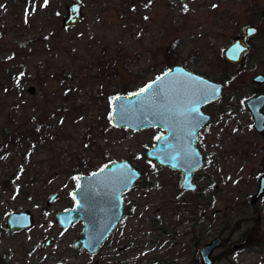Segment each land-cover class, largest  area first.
<instances>
[{"label": "rangeland", "instance_id": "obj_1", "mask_svg": "<svg viewBox=\"0 0 264 264\" xmlns=\"http://www.w3.org/2000/svg\"><path fill=\"white\" fill-rule=\"evenodd\" d=\"M74 2L82 5L81 19L63 28L64 7ZM243 25L256 29L249 53L242 65L225 64L221 51ZM172 65L222 85L219 99L203 108L210 120L197 137L205 159L193 173L194 193L180 191L178 173L143 159L159 129H116L109 122L114 95L139 91ZM255 75L264 77V0H0V263L200 264L192 239L199 247L232 234L234 243L256 217L264 239V194L249 204L264 172V134L253 131L242 105L256 92L264 95V83H251ZM36 127L49 139L25 156L28 143L17 137ZM120 159L143 173L125 195L133 209L122 222L129 239L122 246L112 234L92 256L67 250L81 225L60 231L54 215L73 207L75 176ZM53 192L58 197L47 206ZM23 210L33 228L5 230L6 215ZM161 229H178L182 248H171L169 235L167 250L158 247ZM49 236L52 249L41 252L38 244ZM126 245L133 250L115 256ZM261 247L225 253L219 246L211 261L264 264Z\"/></svg>", "mask_w": 264, "mask_h": 264}, {"label": "water", "instance_id": "obj_2", "mask_svg": "<svg viewBox=\"0 0 264 264\" xmlns=\"http://www.w3.org/2000/svg\"><path fill=\"white\" fill-rule=\"evenodd\" d=\"M176 1L183 5L193 0ZM81 9L80 3L66 5L61 27L69 28L77 24L81 19ZM255 34L256 29L251 25L240 27L239 35L234 36L221 51L222 61L228 65H242L250 50L247 40ZM251 83L261 86L264 77L255 75ZM149 85L152 87L148 88ZM145 88L147 91L141 95H136L141 89L127 95H114L109 102V122L116 129L138 131L157 128L165 131V134L158 135L159 140L155 137L154 143L143 150L142 157L160 168L179 172V189L194 193L196 185L192 182V173L202 166L201 154L196 146V133L209 119L201 109L219 99L222 85L192 73L181 65H172L142 89ZM25 91L29 95L34 92L32 87H27ZM242 105L251 118L253 131L264 133V115L261 112L264 96L253 95L245 99ZM193 109L196 111L193 112ZM101 169L88 176H76L72 191L73 208L54 215V224L60 231L80 223L81 230L73 239L72 247L83 250L89 256L96 253L120 219L121 194L141 177V171L127 160L111 162ZM263 194L264 173L256 180L255 192L249 204H254ZM57 197L56 192L51 193L45 204L52 205ZM33 225V218L27 210L9 213L4 222L5 229L9 231L31 229ZM52 240V237L44 239L41 247L48 246ZM245 244L246 240H241L232 246V250ZM220 245L221 240L217 237L200 245L197 249L199 263L212 264V252ZM225 245L228 246L229 242Z\"/></svg>", "mask_w": 264, "mask_h": 264}, {"label": "flooded vegetation", "instance_id": "obj_3", "mask_svg": "<svg viewBox=\"0 0 264 264\" xmlns=\"http://www.w3.org/2000/svg\"><path fill=\"white\" fill-rule=\"evenodd\" d=\"M256 94H260L259 92H256L254 95H256ZM263 95V94H262ZM253 96V95H252ZM251 96V97H252ZM264 96V95H263ZM209 105V104H208ZM208 105H206V106H208ZM205 107V106H204ZM203 107V108H204ZM203 108L201 109L202 110V112L203 113H205L204 111H203ZM263 108H264V106H263ZM262 108V109H263ZM262 109H261V112H262ZM205 114H207V113H205ZM262 114H263V112H262ZM208 116H209V114H207ZM264 115V114H263ZM209 120H210V116H209V119H208V121L205 123V124H203V126L197 131V133H196V146H197V148H198V150H199V152H200V154H201V158H202V165H203V162H204V159H205V157L203 156V154L201 153V151H200V149H199V147H198V145H197V137H198V133H199V131L209 122ZM161 132H160V134H165V131H163V130H160ZM256 133V132H255ZM159 134V135H160ZM258 134V133H257ZM264 133H262V134H259V135H263ZM158 136V135H157ZM156 136V137H157ZM150 147V146H149ZM147 148V147H146ZM120 160H126V159H120ZM120 160H112V161H109V162H106V163H103L102 164V166L100 167V168H98V169H96V170H94V171H91V172H89L88 174H86V175H77V176H88V175H90L91 173H93V172H97V171H99L101 168H103L106 164H109V163H111V162H114V161H120ZM128 161V160H127ZM130 162V161H129ZM131 163V162H130ZM147 163H152V162H147ZM132 164V163H131ZM152 164H154V163H152ZM133 165V164H132ZM202 167V166H201ZM200 167V168H201ZM162 168H165V169H168V168H166V167H162ZM200 168H198V169H200ZM197 169V170H198ZM168 170H170V169H168ZM172 171V170H171ZM196 171V170H195ZM194 171V172H195ZM173 172H176V173H178V176L180 177V180H181V176H180V174H179V172H177V171H173ZM193 172V173H194ZM193 173H192V182L194 183V181H193ZM264 172H262L261 174H263ZM260 174V175H261ZM142 175H143V173H142V171H141V177H140V179L142 178ZM259 175V176H260ZM258 176V177H259ZM76 177V176H75ZM258 177H257V179H258ZM140 179L139 180H137L130 188H128V189H126L122 194H121V201H122V207H121V217H120V219L116 222V224L114 225V227L110 230V232L107 234V236L105 237V239L103 240V242L100 244V246L98 247V249H97V251H96V253L97 252H99L100 250H101V248L102 247H104V244L106 243V241H107V239L112 235V234H114V236H115V238H114V243H116V244H121L122 246H124V242H126L127 241V239H129L126 235H124V233H123V230L124 229H126V228H124V226L122 225L123 223V220L127 217V216H132V212H130L129 210H133V209H130L131 207L130 206H126V201H125V195H126V193H128L129 191H131L132 189H133V187L136 185V183L138 182V181H140ZM256 179V180H257ZM74 180H75V178H74ZM180 180H179V183H180ZM179 183H178V188H179ZM195 184V183H194ZM196 185V184H195ZM75 187V186H74ZM196 189H197V187H196ZM181 191V190H180ZM196 191V190H195ZM183 192V191H182ZM184 193V192H183ZM189 193V192H188ZM74 206V205H73ZM73 208V207H72ZM72 208H70V209H72ZM66 210H69V209H66ZM65 210V211H66ZM10 213H12V212H10ZM9 214V213H8ZM7 214V215H8ZM6 215V216H7ZM257 218V217H256ZM5 222V221H4ZM73 225V224H72ZM34 226V225H33ZM70 227V226H69ZM68 227V228H69ZM33 228V227H32ZM67 228V229H68ZM4 229H5V227H4ZM66 229V230H67ZM6 230V229H5ZM25 230H30V229H24V230H20V231H10V232H13V233H15V232H21V231H25ZM81 230V229H80ZM7 231H9V230H7ZM65 231V230H64ZM80 232V231H79ZM79 234V233H78ZM168 235H169V237H171V240L173 241V243H171V248L173 247V246H176L177 248H178V246H181V248H182V245H180V240L179 239H181L182 238V234H180V232H179V230L177 229V231H175L174 229H172L170 232H167L165 229H161V237H162V241H163V243H161L160 241L159 242H157L156 244H159V246L158 247H160V248H162L163 246H164V249L165 250H167V247H166V245H167V242H166V239H167V237H168ZM231 236H232V234L231 235H227V236H219V237H217V238H219L220 240H221V245L220 246H225V250H227L228 252L230 251H232V252H234L233 250H232V246L235 244V243H237V242H239V241H241V240H246L244 237H242V235L239 237V239L236 241V242H234V243H232L230 240H231ZM258 236H259V238H258V240H259V243H260V246H262L261 247V249H264L263 248V246H264V239H263V237H262V235L260 234V230H259V232H258ZM49 237H52V236H49ZM77 237V236H76ZM46 238H48V237H45V238H43L42 240H41V242L38 244V247H39V250L41 251V252H44V251H48V250H51L52 249V245H53V241H54V239L52 240V242L48 245V246H44V247H41V245H42V241L44 240V239H46ZM53 238V237H52ZM75 238V237H74ZM73 238V239H74ZM216 238V237H215ZM73 239H72V241H73ZM175 239H177V242H175ZM72 241H71V244H70V248H67V250H79V251H81V253H84V254H86L83 250H81V249H79V248H73L72 247ZM226 242H229V245L228 246H226L225 245V243ZM246 243H247V240H246ZM174 244V245H173ZM192 246H197V248H198V238L195 240V239H192ZM245 247H246V244L244 245ZM259 246V247H260ZM124 248H126L127 249V251L128 252H131L133 249L132 248H130L129 249V246H127L126 245V247H121V248H117V250H116V253H115V256L117 255L118 257H119V252L121 251V250H123ZM170 248V249H171ZM197 248H196V251H197ZM164 249H161V253H163L162 252V250H164ZM179 250V249H178ZM236 251V250H235ZM101 254V253H100ZM173 254V253H172ZM176 254L177 255H179V256H181V251H178V252H176ZM87 255V254H86ZM5 256H7V254H5ZM89 256V255H88ZM211 259H212V257H211ZM42 260H45V257L43 256V258H42ZM157 261V260H156ZM179 261V260H178ZM177 261V262H178ZM196 261L195 260H193V263H195ZM67 263V261H60L59 262V264H66ZM116 263V262H115ZM0 264H9V262L7 261V260H5V261H3V262H1ZM28 264H31V263H28ZM116 264H121V262L120 263H116ZM160 264H168V260H166V259H160Z\"/></svg>", "mask_w": 264, "mask_h": 264}, {"label": "trees", "instance_id": "obj_4", "mask_svg": "<svg viewBox=\"0 0 264 264\" xmlns=\"http://www.w3.org/2000/svg\"><path fill=\"white\" fill-rule=\"evenodd\" d=\"M8 80H9V78H8ZM13 80L14 79L12 77L11 78V82ZM15 131H17V130H15ZM15 135H12V136L9 135V136L12 138ZM20 136H21V138L17 137V140L20 141L23 138L22 142L23 143H25V142L28 143L26 147L24 146L25 147V151H24L25 156H27L33 150V147H35L36 145H43L49 139L48 138V136H49L48 133L46 134L45 130L43 128L40 129L39 127L31 129L30 130V134L27 135V133H26L24 137H23V133H21ZM19 141L15 142L12 145L13 150H16L17 148L20 147V144H19L20 142ZM8 146H9V144H8ZM252 221H253V226L250 229L245 230L242 233V237H244L247 240L246 247H259L260 243H259V240H258V238H259L258 232H259V229H260V225H259V222L257 221L256 218H254V220H252ZM263 248H264V246H263ZM227 252L228 251L225 250V253H227ZM225 253H223V254H225Z\"/></svg>", "mask_w": 264, "mask_h": 264}, {"label": "snow or ice", "instance_id": "obj_5", "mask_svg": "<svg viewBox=\"0 0 264 264\" xmlns=\"http://www.w3.org/2000/svg\"><path fill=\"white\" fill-rule=\"evenodd\" d=\"M158 79H159V78H158ZM151 87H152V85H149V86H148V88H151ZM146 91H147V88H145V89H141L140 92L137 93L136 95H141L142 93H144V92H146ZM192 111L195 112L196 109H193ZM156 139L159 140L160 137L158 136V137H156ZM102 170H103V169H101V171H102Z\"/></svg>", "mask_w": 264, "mask_h": 264}]
</instances>
